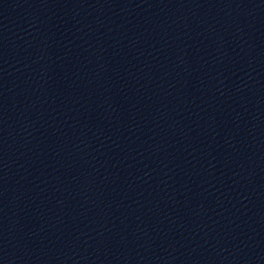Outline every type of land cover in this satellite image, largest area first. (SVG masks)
Here are the masks:
<instances>
[{"label":"water","instance_id":"95a60500","mask_svg":"<svg viewBox=\"0 0 264 264\" xmlns=\"http://www.w3.org/2000/svg\"><path fill=\"white\" fill-rule=\"evenodd\" d=\"M0 264H264V0H0Z\"/></svg>","mask_w":264,"mask_h":264}]
</instances>
